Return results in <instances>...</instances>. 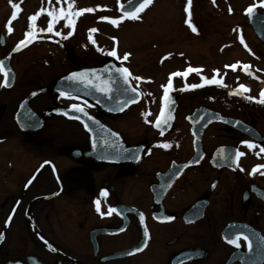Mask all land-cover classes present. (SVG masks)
<instances>
[{
    "label": "flooded vegetation",
    "instance_id": "obj_1",
    "mask_svg": "<svg viewBox=\"0 0 264 264\" xmlns=\"http://www.w3.org/2000/svg\"><path fill=\"white\" fill-rule=\"evenodd\" d=\"M33 1L2 0L8 14L0 16V62L10 66L12 82L3 88L0 70V264H264L262 144L221 120L206 125L214 112L218 119L233 117L264 137L258 54L245 32L230 29L235 36L232 47L249 61L221 62L217 68L192 61L179 66L174 58L188 44L177 41V47L169 49L161 43L132 56L122 48L132 37L106 35L100 27L117 29L102 17L117 19L119 26L135 19L116 12L99 15L98 0L88 12L93 16L73 15L71 0H44L35 13ZM155 3L145 5L137 16ZM187 13L189 28L200 37L208 17L191 9ZM49 23L52 32L47 31ZM182 25L188 27L185 21ZM80 28L82 37L72 38V43L82 52L67 44ZM93 28L97 31L90 32ZM29 30L32 42L11 54ZM52 38L62 65L71 64L62 76L112 63L108 68L118 81L114 91L104 95L79 81L74 83L77 94L62 96L52 91L56 81L38 86L36 46L50 50ZM222 44L225 57L231 42L224 38ZM164 50L172 63L162 69L159 57ZM76 51L81 55L76 57ZM125 53L130 54L126 60ZM116 68L129 70V83L137 93L121 94L126 85ZM137 68L147 70L138 73ZM94 77L99 86L108 80ZM44 88L27 105L22 103L31 91ZM229 88H240L242 94L229 96ZM72 104L83 107L92 119L76 111L79 119L45 115L53 107ZM165 117L171 119L161 130L156 124ZM57 121L61 126L52 127ZM242 141L256 147L249 149ZM236 151L244 155L237 158ZM110 208L115 211L109 213Z\"/></svg>",
    "mask_w": 264,
    "mask_h": 264
},
{
    "label": "rangeland",
    "instance_id": "obj_2",
    "mask_svg": "<svg viewBox=\"0 0 264 264\" xmlns=\"http://www.w3.org/2000/svg\"><path fill=\"white\" fill-rule=\"evenodd\" d=\"M71 1L75 3L73 15L79 13V16L80 14H82V16H93V12H80L79 10L92 9V6L94 7V2L97 3V0ZM98 1L100 2L99 15L105 16L114 15L116 5L125 0ZM44 5V0H34L31 3V8L32 10H35V13H38L37 11L39 10V7ZM249 6L255 8L256 12L262 11L264 10V0H156L153 8L148 13L139 14L141 16L140 19H135L132 23L129 22L122 26L117 24L115 26L117 29L114 31H112V28L108 25H101L100 23L99 25H101L100 28L103 29V32L106 35L113 32V34L118 37H132L133 39H131L127 45L122 47L129 51L132 56L140 51L142 53L145 51L147 52L151 47L160 45L161 43L164 44L165 47L169 46V49H175L178 42H182L188 45L181 46L183 49H186L185 51L179 50L177 52L179 56L174 58V63L176 65L182 66L185 63L192 61L193 63L201 64L204 67L208 64H212V68H217V66H214L216 64H231L234 61H249V58L244 56L241 51L234 46L232 47L235 41V36L230 32V29L232 28L231 31L235 32V30L241 28V30L245 32L244 37L251 41L250 44H253V46L255 45V50H257V64L258 71H260L259 83L261 84L260 88L262 89V86L264 85V43L254 35L248 26L246 9ZM188 9H191L192 11L194 10L195 14L200 13L202 16L208 17V24L206 25L207 30L204 32L203 28L200 29V37L195 36L192 29L189 28L192 23H189L187 20V16L189 15V13H187ZM29 10L30 8L27 7V11ZM5 14L7 15L8 12H6V8L2 4V0H0V16ZM184 21L185 24L187 23V28H185V25H182ZM197 21L199 20L197 19ZM200 26H202V24H200ZM80 29L81 31H75V34L72 37L70 36V39L67 41L69 47H75L78 51L80 46L76 47L75 43H72V38H76L75 40H77L82 37L80 33H83L84 31L82 28ZM105 30L108 31L106 32ZM77 33H79V35ZM159 35L163 37V40H159ZM224 38H227L228 43L231 42V44L227 46L226 53H224L225 57H222L221 54L224 51V48H222V41ZM55 41L56 38H52V42L48 43L50 44V50L45 49L47 47L46 45L36 46L34 56L36 71L35 83H37L38 86L45 84L44 82L46 81L53 82L58 80V78L70 68L69 66L71 64L68 61L66 63L67 67L62 65V56L57 50L59 47ZM155 51L156 49L153 52ZM79 52H82V50ZM149 52H151V50H149ZM44 54L45 60L44 57H42ZM74 55L78 57L81 53H77L76 51ZM159 59H161L160 64L162 69L165 64L172 63L171 54L166 50L161 52ZM43 61H45V67L43 66L42 68ZM139 64L141 65L142 62H139ZM230 68H232L231 65ZM146 70L147 69L141 70L140 68H137L138 73L146 72ZM60 126L61 125L58 121L52 123V127Z\"/></svg>",
    "mask_w": 264,
    "mask_h": 264
},
{
    "label": "water",
    "instance_id": "obj_3",
    "mask_svg": "<svg viewBox=\"0 0 264 264\" xmlns=\"http://www.w3.org/2000/svg\"><path fill=\"white\" fill-rule=\"evenodd\" d=\"M142 3V0H136L134 6L132 8H129V1L125 2L124 4H121L118 6L117 12L119 14H123L126 11H134L135 7H139V5ZM248 23L250 24V26L252 27L253 31L257 34V36L259 37L260 41L262 43H264V12L263 13H257L255 10H253L252 14H248ZM33 37H30L28 40H26L24 42V44H21L19 49H22L24 47H26L31 41H32ZM16 49V47H15ZM18 50H13L12 53L18 51ZM8 59V58H7ZM109 66L106 67H102L96 70H90V71H78L77 73H84L85 74V80L87 79H91L93 80L97 74L99 75L100 80L102 79H108V77H103L104 75H108L110 73L113 72V70H111L110 68H108ZM106 69L108 71H106ZM1 70H4L3 73L5 75V79H4V83L5 86H10V81L12 79V75L11 72L9 70V66L8 64H2V68ZM99 72V73H98ZM73 73V72H71ZM71 73L60 77L56 83L54 84V86L52 87V91L54 93L57 94H61V92L68 94H77L78 92V87L76 85H74V83H77L79 81H73V80H69L67 79V77H69L71 75ZM94 73V74H93ZM46 89H40V90H36V91H32L31 93L28 94V96L25 98L24 100V105H27V102L34 96L39 95L41 93H43ZM235 90H229V95L231 94H235L234 93ZM33 93H35V95H33ZM22 106V105H21ZM62 115L63 117H66L68 119H76L77 115L74 113V110L72 108H68V109H63V108H52L51 110H48L47 112H45V115ZM216 115H219L217 113L212 112V116L208 117L206 120V125L209 124L210 122H215V121H219L221 120L223 123L227 124L229 127L240 131L242 133H244L247 137L251 138L252 140H254L257 143H262V146L264 147V137L260 136L259 134H257L255 132V130H253L252 128L246 127L244 126L240 121L235 120L233 118H222V119H218ZM195 116V114L192 116V118ZM17 120V117H16ZM17 122H19L17 120Z\"/></svg>",
    "mask_w": 264,
    "mask_h": 264
},
{
    "label": "snow or ice",
    "instance_id": "obj_4",
    "mask_svg": "<svg viewBox=\"0 0 264 264\" xmlns=\"http://www.w3.org/2000/svg\"><path fill=\"white\" fill-rule=\"evenodd\" d=\"M135 2H136V0H129V8H132V7L134 6ZM151 2H152V0H142V3L139 5V7H135V10H134V11H126V12L124 13V15H125V16H129V17H131V18H133V19H138L139 17L136 15V13L140 12V11L143 9V7H144L145 5H148V4H150ZM13 8H14V9L17 8V5L13 4ZM79 11H80V12H84V11H92V9H81V10H79ZM230 11H231V9H230ZM246 12H247L248 14H252V13H253V7H252V6H249V7L246 9ZM75 14L78 15L79 13H75ZM16 16H17V12H16V11H13V13H12V19H15ZM35 18H36L35 16H32L30 19L34 20ZM102 19H110V22H111L113 25H117V23H118V20H117V19H111V18H107V17H102ZM9 23H10V21H9ZM69 23H71V22H69ZM30 27H31V26H30ZM52 30H53V28H52V24L49 23L48 28H47V31H48V32H52ZM193 30L195 31L196 29L194 28ZM8 31H9V32L12 31L11 27L8 28ZM95 31H97V30L94 29V28H93V29H90V32H95ZM56 34H57V35H60V33H56ZM25 35L28 36V37H31V36H32V32L29 30V31H27V32L25 33ZM69 35H71V33H69ZM241 43H244L243 39H241ZM20 44H24V41H23V40L20 41L19 44L17 45L16 49H14V50H18L19 47H20ZM245 46H246V45H245ZM110 54H111L112 56H116V52H115V51L111 52ZM129 55H130L129 53H125L123 59L126 60V59L128 58ZM2 64H3V62H0V68H2ZM226 67H227V66H226ZM231 67H232V68H235L236 65H231ZM245 68H247V65H245ZM106 71H108V70L106 69ZM189 71H191V69H189ZM115 73L120 74V78L123 79V81H124V85H126V87H124V88L122 89V92H121L122 95L127 94V93H129V92L134 93V94L137 93V89L134 88V87H132L131 84L129 83V76H130V73H129V70H128L127 68H116V69H115ZM93 74H94V73H93ZM172 75H179V73H173ZM67 79H69V80H73V81H80V82H83V83H85L86 86H88V85L94 86V87L96 88L97 91L103 93L104 95H109L110 93H112V92L114 91V87H113V86H114L116 83H118V81L112 77L111 73L109 74V79L106 80V81H103V86H99V85L94 84V82H93L90 78L87 79V80H85V74H84V73L73 72V73H71V75H70L69 77H67ZM97 79H99V77H97ZM134 79L139 80V79H141V78H140V77H135ZM206 82H207V83H219V81H215V80H208V81H206ZM171 86H172V85H171V80H169L167 87H164V97H165V99L168 98V88H170ZM191 87L195 88V87H197V85H192ZM240 87H241V88H244V85H240ZM33 95H35V93H33ZM61 95L64 96V95H66V93L61 92ZM261 97H264V90L261 91ZM133 98H134V97H133ZM247 98H248V99H253V98H251V97H247ZM259 102H260V103H264V99H261ZM122 103H127V101H124V102H122ZM71 108H72L74 111H76V112L83 113L85 116H88V113L85 111V109H84L83 107H81L80 105H78V104H72V105H71ZM160 115H161L162 117L165 116V114H164L163 111H161ZM77 118L79 119V117H77ZM88 118H89V119H92L91 116H88ZM169 119H171V117H165L162 123L158 120V122H157V124H156V127L161 128V130H162L163 125H166V124L168 123V120H169ZM84 126H85V128H88V127H89V125H88L87 123H85ZM242 143L246 144L247 147H248L249 149L256 147L255 144H253V143H251V142H248V141H242ZM164 146L167 147L168 145H164ZM260 151H261V152H264V147H261V148H260ZM242 155H244V153H242V152H240V151H236V152H235V156H236L237 158L240 157V156H242ZM257 167H261V166H257ZM105 194H106V193H105ZM95 203H96V211H97V212H100L99 201H96ZM112 211H115V209L110 208V209H109V213H111ZM102 214H103V213H102ZM169 219H170V218H169ZM146 234H147V233H146ZM237 239H238V238H237ZM228 242H229V243H233V244H235L237 247H239V244L237 243L236 240H232V239H230Z\"/></svg>",
    "mask_w": 264,
    "mask_h": 264
}]
</instances>
